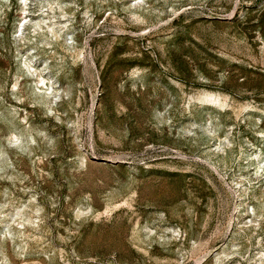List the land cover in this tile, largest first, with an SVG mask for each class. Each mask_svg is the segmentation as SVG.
<instances>
[{
  "label": "rangeland",
  "instance_id": "obj_1",
  "mask_svg": "<svg viewBox=\"0 0 264 264\" xmlns=\"http://www.w3.org/2000/svg\"><path fill=\"white\" fill-rule=\"evenodd\" d=\"M0 264H264V0H0Z\"/></svg>",
  "mask_w": 264,
  "mask_h": 264
}]
</instances>
